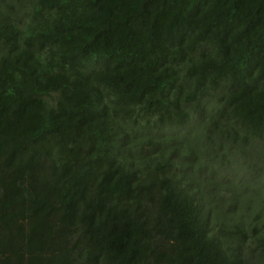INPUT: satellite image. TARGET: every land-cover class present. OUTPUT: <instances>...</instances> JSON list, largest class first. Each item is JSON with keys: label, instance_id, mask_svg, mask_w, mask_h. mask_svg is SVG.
I'll return each instance as SVG.
<instances>
[{"label": "trees", "instance_id": "1", "mask_svg": "<svg viewBox=\"0 0 264 264\" xmlns=\"http://www.w3.org/2000/svg\"><path fill=\"white\" fill-rule=\"evenodd\" d=\"M0 264H264V0H0Z\"/></svg>", "mask_w": 264, "mask_h": 264}]
</instances>
